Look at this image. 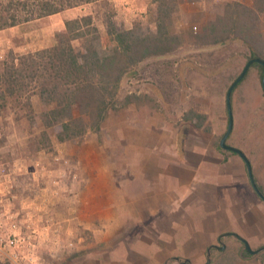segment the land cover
<instances>
[{"label": "rangeland", "instance_id": "1", "mask_svg": "<svg viewBox=\"0 0 264 264\" xmlns=\"http://www.w3.org/2000/svg\"><path fill=\"white\" fill-rule=\"evenodd\" d=\"M236 2L253 6L103 0L0 31V60L9 51L22 56L55 46L66 20L83 15L94 17L107 51L116 46L109 21L119 31L156 34L161 16L163 30L180 36L176 50L129 68L119 84L120 106L84 138L60 142L39 116L37 95L32 112L11 101L0 113V264H207L208 248L222 246L220 235L241 231L253 250L264 246V201L245 161L220 146L229 124L227 93L251 50L240 40L205 45L197 38L216 19L214 5ZM256 26L264 46V14ZM262 76L251 67L234 90L227 143L247 154L264 193ZM126 97L132 102L122 107ZM180 173L183 212H173ZM208 218L216 228L211 235L202 226ZM196 242L199 252L190 250ZM223 243L210 264L262 263L264 250L245 258L239 239Z\"/></svg>", "mask_w": 264, "mask_h": 264}, {"label": "trees", "instance_id": "2", "mask_svg": "<svg viewBox=\"0 0 264 264\" xmlns=\"http://www.w3.org/2000/svg\"><path fill=\"white\" fill-rule=\"evenodd\" d=\"M98 1L103 0H0V31ZM252 2V7L238 2L214 5L216 19L197 38L205 45L240 40L250 47L251 59L264 60L262 30L256 26L264 14V0ZM157 19L156 34L137 29L119 31L109 21L108 33L116 42L110 51L103 48L101 30L91 15L66 20L65 30L57 33V43L51 48L22 56L9 51L0 60V113L11 101L24 103L32 112L37 95L42 108L39 116L46 128H55L60 142L99 131L110 112L120 106L119 84L129 68L179 46L180 36L163 30L162 17ZM252 67L264 73L262 65ZM123 100L122 107L132 102L131 97ZM44 138L50 143L48 133ZM250 254L245 258L252 257ZM261 261L264 264V258Z\"/></svg>", "mask_w": 264, "mask_h": 264}, {"label": "water", "instance_id": "3", "mask_svg": "<svg viewBox=\"0 0 264 264\" xmlns=\"http://www.w3.org/2000/svg\"><path fill=\"white\" fill-rule=\"evenodd\" d=\"M260 64L264 67V60L262 59H258V58H254V59H250L248 61V63L246 64V66L244 67L242 73L240 74V76L235 80V82L230 86L229 90H228V93H227V108H228V114H229V124H228V128H227V131L226 133L223 135L222 139H221V142H220V146L227 150V151H230L232 153H235V154H238L246 163L247 165V171H248V175H249V179H250V182H251V185L253 187V189L255 190V192L258 194V196L264 201V193L261 191L256 179H255V176H254V173H253V168H252V165L250 163V160L248 159V157L246 156V154L241 150V149H238L236 147H233L231 145H228L227 141L233 131V128H234V118H233V108H232V94L234 92V90L236 89V87L243 81V79L245 78V76L247 75L249 69L255 64ZM262 87H263V90H264V75L262 77ZM229 235H232L234 237H236L237 239H239L240 241L244 242L245 245H246V248H247V251L253 255H256L258 253H260L261 251L264 250V246L257 249V250H253L250 246V244L244 239L242 238L240 235L236 234V233H226L224 235H222L220 237V240L223 238V237H226V236H229ZM222 250L225 249V245L222 246L221 248ZM211 247L208 249V262L207 264H209L211 262Z\"/></svg>", "mask_w": 264, "mask_h": 264}, {"label": "crops", "instance_id": "4", "mask_svg": "<svg viewBox=\"0 0 264 264\" xmlns=\"http://www.w3.org/2000/svg\"><path fill=\"white\" fill-rule=\"evenodd\" d=\"M13 28V27H12ZM244 152V151H243ZM245 153V152H244ZM246 154V153H245ZM246 156H247V154H246ZM249 159V158H248ZM251 163V162H250ZM252 165V164H251ZM178 178V185H179V188H178V190L180 191V193L177 195L178 196V202L177 203H175V205H176V207H175V209H171V211L173 210V212L175 211V212H177V211H181V212H183V197H182V189H183V186H184V184H183V181H182V178H183V175H182V173H180L179 175H176ZM256 179V178H255ZM259 185V184H258ZM159 187H161L160 185H159ZM0 188H1V184H0ZM177 204H178V206H177ZM219 208V207H218ZM156 210H158V208H155ZM162 210H164V209H162ZM204 210L206 211V212H208V209L207 208H204ZM219 210H222V208H219ZM166 212H170L169 210H165ZM187 212V211H186ZM219 216H221V215H219ZM218 215H217V218H220V219H222L221 217H219ZM190 217V216H189ZM236 218H237V215H236ZM172 219H174L173 220V224H176L177 222H180L181 223V221H182V217H179L178 218V221H177V218H172ZM245 219H246V221H247V223L248 222H253V219L252 218H250V216L249 217H245ZM206 224H204V225H202L203 226V229H205V230H207V231H209L210 229H216L215 228V223H214V221L213 220H210V218H208L207 220H206V222H205ZM242 226V225H241ZM219 228L221 229V230H218V231H212V234L213 235H218V233L220 232V231H222V229H223V225H219ZM246 228H244L243 230H245ZM207 231H202V235L204 234V236L205 235H208V233L211 235V233H210V231L207 233ZM246 232L247 231H241V232H239V233H242V236L243 235H245L246 234ZM227 233H236V232H227ZM224 234H226V233H224ZM224 234H222V235H224ZM236 234H238V233H236ZM238 235H240V234H238ZM221 236V235H220ZM219 236V237H220ZM230 236V235H229ZM241 236V237H242ZM242 238H244V237H242ZM247 242H248V240L246 239V238H244ZM249 243V242H248ZM201 246H199V244H197V242L195 243V244H193L192 246H191V248H190V250L192 251V250H194V251H198L199 252V248H200ZM210 248V247H209ZM208 248V249H209ZM203 249H205V248H203ZM251 261L250 260H246V261H244V263H250ZM221 264H233V263H227V262H223V263H221ZM258 264H262V263H258Z\"/></svg>", "mask_w": 264, "mask_h": 264}, {"label": "flooded vegetation", "instance_id": "5", "mask_svg": "<svg viewBox=\"0 0 264 264\" xmlns=\"http://www.w3.org/2000/svg\"><path fill=\"white\" fill-rule=\"evenodd\" d=\"M263 75H264V73H263ZM263 77V76H262ZM222 236V235H221ZM220 236V237H221ZM230 236H232V235H230ZM220 237H219V242L222 244V246L224 245V243H223V239L224 238H226V237H228V236H226V237H223L221 240H220ZM242 242V241H241ZM242 244L244 245V249H245V252H247V253H249L248 251H247V248H246V245H245V243L244 242H242ZM222 246L221 247H219L218 245H212V246H210L211 247V252L215 249H221L222 248ZM250 254V253H249ZM251 255V254H250ZM210 264V263H209Z\"/></svg>", "mask_w": 264, "mask_h": 264}]
</instances>
